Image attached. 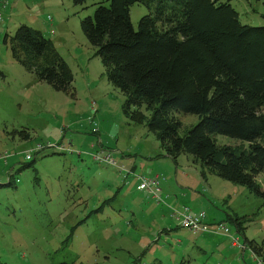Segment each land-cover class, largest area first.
I'll use <instances>...</instances> for the list:
<instances>
[{
	"label": "rangeland",
	"instance_id": "1",
	"mask_svg": "<svg viewBox=\"0 0 264 264\" xmlns=\"http://www.w3.org/2000/svg\"><path fill=\"white\" fill-rule=\"evenodd\" d=\"M222 1L231 3L241 23L264 25V0ZM99 2L109 5L108 0L0 3V155H7L0 161V183L8 181L6 169L13 173L12 184L0 186V264H264L263 255L244 240L264 242L263 199L205 168L203 179L200 165L187 154L176 161L160 155L154 133L123 113L125 95L109 83L96 47L80 28ZM148 12L144 5L130 6L135 29ZM21 24L52 41L72 70L71 90H54L13 60L2 38ZM174 115L180 134L198 121L196 114ZM215 138L218 144L239 143L225 135ZM156 174L161 203L139 188L141 177ZM257 179L264 188V174ZM178 194L193 200L186 202L193 212L204 210L207 221H224L244 250L231 247L230 238L176 227L168 209L183 207ZM168 214L175 220L168 221ZM228 216L244 218V236Z\"/></svg>",
	"mask_w": 264,
	"mask_h": 264
},
{
	"label": "trees",
	"instance_id": "2",
	"mask_svg": "<svg viewBox=\"0 0 264 264\" xmlns=\"http://www.w3.org/2000/svg\"><path fill=\"white\" fill-rule=\"evenodd\" d=\"M71 1L83 5L87 0ZM108 1V6L99 2L92 16L83 17L80 28L96 47L109 83L125 95L122 110L126 117L145 123L154 133L160 155L176 161L180 154H187L200 165L203 177L205 168L247 187L264 201V188L257 179L264 174V25L241 23L229 1ZM135 3L149 10L138 20L137 29L129 15ZM2 43L37 81L56 91L72 89V70L41 30L21 24L13 34L5 33ZM175 112L196 114L198 121L180 134ZM217 134L239 143L218 144ZM24 138H29L26 131ZM12 179L13 173L0 186L11 185ZM181 205L194 215L206 214ZM227 219L235 222L236 232L245 235L243 217ZM207 222L212 231L206 233L231 240L230 235L214 231V224L224 221ZM244 240L264 261V242L260 245L246 236Z\"/></svg>",
	"mask_w": 264,
	"mask_h": 264
},
{
	"label": "built area",
	"instance_id": "3",
	"mask_svg": "<svg viewBox=\"0 0 264 264\" xmlns=\"http://www.w3.org/2000/svg\"><path fill=\"white\" fill-rule=\"evenodd\" d=\"M6 0H0V3L4 4ZM2 21V15H0V22ZM31 156L30 154H26V158L29 159ZM7 158V155H0V160L3 161ZM7 180H10V177L12 175V170H8L7 173ZM160 175L156 174L154 177L145 178L141 177V181L139 183V188L147 190L150 192L155 199H157L158 202L162 201V198L160 196ZM173 216L178 221V224L180 227L189 230L191 232H207L212 231L209 224L206 220V214H204L203 211H200L196 215L194 213H191L187 207H183L180 210H174ZM216 225V228H214L215 233H221V234H227L231 237V244L233 246H237L244 250L245 244L241 245L239 243V238L237 236H233L230 234L229 227L224 222H219Z\"/></svg>",
	"mask_w": 264,
	"mask_h": 264
},
{
	"label": "crops",
	"instance_id": "4",
	"mask_svg": "<svg viewBox=\"0 0 264 264\" xmlns=\"http://www.w3.org/2000/svg\"><path fill=\"white\" fill-rule=\"evenodd\" d=\"M158 148H159V146H158ZM160 149V148H159ZM193 163V162H192ZM11 170V169H10ZM204 173H205V177H203L202 175H201V172H200V176L203 178V179H207V172H205L204 171ZM199 185V184H198ZM198 185H196V187L198 186ZM209 189H210V192H212V189L211 188H207V190L209 191ZM177 200H176V202H179L180 204H187L186 202H193V200H187V197H181V195L180 194H178L177 195ZM197 199V198H196ZM195 199V200H196ZM172 208H177L176 206H174V205H172ZM171 208V209H172ZM174 210V209H173ZM168 212L171 214V210H170V208L168 209ZM173 212V211H172ZM170 214H168L169 215V219H172V220H168V221H173V220H175V219H173L172 218V216L170 215ZM209 234H207V235H202V236H208ZM208 237H211V236H208ZM212 238H214V237H212ZM221 238H226V237H221ZM201 239L203 240V241H205V242H208V240H207V238H203V237H201ZM225 242H226V240H225ZM214 248L215 249H217L215 246H214Z\"/></svg>",
	"mask_w": 264,
	"mask_h": 264
}]
</instances>
